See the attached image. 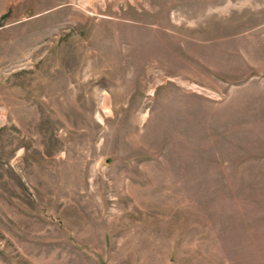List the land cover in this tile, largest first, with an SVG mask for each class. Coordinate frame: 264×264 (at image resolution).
I'll return each instance as SVG.
<instances>
[{
	"label": "rangeland",
	"instance_id": "1",
	"mask_svg": "<svg viewBox=\"0 0 264 264\" xmlns=\"http://www.w3.org/2000/svg\"><path fill=\"white\" fill-rule=\"evenodd\" d=\"M0 264H264V0H0Z\"/></svg>",
	"mask_w": 264,
	"mask_h": 264
}]
</instances>
